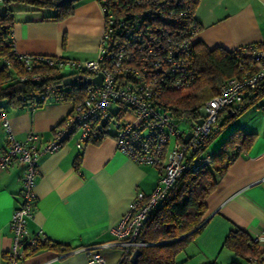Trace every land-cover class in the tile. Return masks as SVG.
<instances>
[{
	"label": "crops",
	"instance_id": "crops-1",
	"mask_svg": "<svg viewBox=\"0 0 264 264\" xmlns=\"http://www.w3.org/2000/svg\"><path fill=\"white\" fill-rule=\"evenodd\" d=\"M10 7L15 9L11 37L18 52L96 58L103 29L97 0H77L72 13L60 20L50 17L53 9L36 11L23 3ZM194 17L200 27L195 42L202 41L210 48L234 50L264 39V0H199ZM258 99L218 132L205 149L215 153L237 128L256 134L206 198L202 229L176 255V264H253L250 256L237 257L223 241L237 228L252 238L264 234V102ZM4 108L16 139L35 132L45 142L52 139L54 128L70 112L72 103L56 100L39 108ZM231 111H222L220 117L226 119ZM6 136L7 128L0 120V152L6 147ZM75 139L72 136L59 149L39 156L35 207L26 220L29 234L41 231L67 251L42 248L17 264H87L81 248L110 241L109 228L128 210L136 192L150 193L162 173L161 166L135 163L111 136L87 141L81 151ZM78 156L81 160L76 168ZM21 173L19 166L0 171V264H7L6 252L12 244L9 220L21 202ZM98 250L105 264L119 263L120 248Z\"/></svg>",
	"mask_w": 264,
	"mask_h": 264
},
{
	"label": "built area",
	"instance_id": "built-area-1",
	"mask_svg": "<svg viewBox=\"0 0 264 264\" xmlns=\"http://www.w3.org/2000/svg\"><path fill=\"white\" fill-rule=\"evenodd\" d=\"M97 1L103 14V29L93 60L20 53L13 40V53L27 70L45 64L55 67L64 77L82 74L92 78L101 73L102 81L84 85L83 99L72 104L70 112L54 128L52 139L45 142L35 132L16 139L5 111L0 110V120L7 128L0 171L12 166L22 168L21 202L9 220L12 244L6 252L7 264H17L37 251L39 242L46 237L41 231L29 234L26 229V220L32 217L35 207L34 188L42 153L59 149L72 136H76L75 145L80 151L87 141L111 136L118 149L135 163L162 167L155 188L150 193L137 191L128 210L109 228L112 239L81 248L87 255V264H105L99 248L118 247L122 259L146 245L138 239L140 229L174 180L186 169L211 165L212 154L202 153L218 128L220 113L240 106L248 95L264 93L262 39L261 44L240 48L239 75L220 84L217 93L202 104L196 120L165 110L158 102L161 89H184L193 79L189 68L191 47L200 27L192 20L188 0ZM182 21L184 25H180ZM28 78L43 81L47 74L31 73ZM38 98L45 102L58 100L53 82H47ZM112 105L117 106L114 112ZM198 119H202L200 124ZM182 124H188L189 130L182 129ZM189 131L191 136L184 142ZM253 240L259 253L252 262L264 264V234Z\"/></svg>",
	"mask_w": 264,
	"mask_h": 264
},
{
	"label": "trees",
	"instance_id": "trees-1",
	"mask_svg": "<svg viewBox=\"0 0 264 264\" xmlns=\"http://www.w3.org/2000/svg\"><path fill=\"white\" fill-rule=\"evenodd\" d=\"M13 2L29 5L36 11L53 9L54 14L50 17L57 20L70 15L76 3L75 1L60 5L59 0H3L0 2L4 5V10L0 11V110L5 111L6 106L31 108L43 106L45 101L40 100L38 94L43 91L49 81L56 86L58 101L72 104L81 101L84 97V85L60 86L65 75L59 73L55 67L40 64L27 70L15 57L11 37L15 9L10 7V3ZM188 2L192 20L198 23L194 17V8L199 0H188ZM184 24L183 21L180 23V25ZM261 42L259 40L252 43L261 44ZM240 48L234 50L222 47L210 48L202 41L194 42L191 47L189 67L193 75L191 84L184 89L169 87L161 89L158 96L159 105L173 114H182L189 120H196L200 114V107L217 93L220 84L229 77L239 75L241 71L239 62L242 60ZM31 73L47 74V78L43 81L31 80L28 78ZM262 95L264 93L257 92L246 96L240 106L232 108L226 119L219 117L218 128L209 137L207 143ZM255 135L237 128L229 133L217 151L212 153L213 161L210 166L184 170L145 219L138 239L146 245L138 248L141 253L137 262L132 263L131 255L128 254L120 259L118 264H176V255L202 229L206 198L214 190L220 177L226 173L233 159L240 151L248 147ZM205 153L206 151L202 155ZM80 160L81 156H78L75 161L76 168ZM223 246L241 259H247L250 256V261L259 253L258 245L250 234L239 228L228 232ZM42 248L56 249L60 253L67 251L66 247L47 237L39 242L37 250Z\"/></svg>",
	"mask_w": 264,
	"mask_h": 264
},
{
	"label": "water",
	"instance_id": "water-1",
	"mask_svg": "<svg viewBox=\"0 0 264 264\" xmlns=\"http://www.w3.org/2000/svg\"><path fill=\"white\" fill-rule=\"evenodd\" d=\"M77 0H59V4L60 5H64L67 3H72L75 2ZM102 81V74L98 73L95 77H88L86 78L84 75L82 74H77V75H72V76H66L63 78V81L61 83L60 86H80V85H85V84H91V83H101ZM202 122V119H198L197 123L200 124ZM191 136V132H187L184 137H183V141L187 142V140L189 139V137ZM141 251L137 248L135 249L131 256H130V261L132 263H136L137 262V258L140 255Z\"/></svg>",
	"mask_w": 264,
	"mask_h": 264
},
{
	"label": "rangeland",
	"instance_id": "rangeland-1",
	"mask_svg": "<svg viewBox=\"0 0 264 264\" xmlns=\"http://www.w3.org/2000/svg\"><path fill=\"white\" fill-rule=\"evenodd\" d=\"M10 4H14V2H13V3H10ZM3 6H4V5L0 4V11H3V10H4ZM67 72H68V69L65 68L64 73H67ZM258 100H260L261 102H264V95L260 96V98H259ZM113 109H116V106H113V107L111 108V110H113ZM181 127H182V129H184L185 131H188V130H189V125H188V124H182ZM173 138H174V137H173ZM173 138H172V139H173ZM173 140H174V139H173ZM173 140H172V143H173ZM210 149H211V148H209L207 151L210 152Z\"/></svg>",
	"mask_w": 264,
	"mask_h": 264
}]
</instances>
